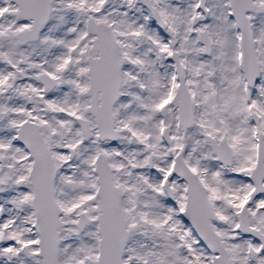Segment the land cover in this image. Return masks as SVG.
<instances>
[{"label": "snow or ice", "instance_id": "1", "mask_svg": "<svg viewBox=\"0 0 264 264\" xmlns=\"http://www.w3.org/2000/svg\"><path fill=\"white\" fill-rule=\"evenodd\" d=\"M0 264H264V0H0Z\"/></svg>", "mask_w": 264, "mask_h": 264}]
</instances>
